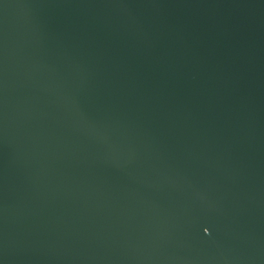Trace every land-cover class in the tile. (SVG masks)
Returning <instances> with one entry per match:
<instances>
[{
  "label": "water",
  "instance_id": "water-1",
  "mask_svg": "<svg viewBox=\"0 0 264 264\" xmlns=\"http://www.w3.org/2000/svg\"><path fill=\"white\" fill-rule=\"evenodd\" d=\"M0 264H264V0H0Z\"/></svg>",
  "mask_w": 264,
  "mask_h": 264
}]
</instances>
